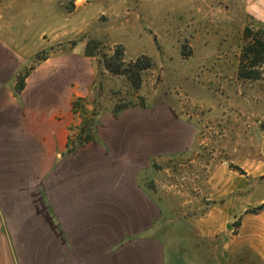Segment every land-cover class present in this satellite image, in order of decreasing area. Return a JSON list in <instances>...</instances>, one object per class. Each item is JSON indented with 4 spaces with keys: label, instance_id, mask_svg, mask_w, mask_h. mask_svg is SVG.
Instances as JSON below:
<instances>
[{
    "label": "crops",
    "instance_id": "0c3cea01",
    "mask_svg": "<svg viewBox=\"0 0 264 264\" xmlns=\"http://www.w3.org/2000/svg\"><path fill=\"white\" fill-rule=\"evenodd\" d=\"M29 6L0 0V264H264V172L221 179L200 218L168 212L144 185L196 145L199 124L174 105L103 114L71 150L73 102L96 76L84 49L38 64L15 94L39 51L19 39Z\"/></svg>",
    "mask_w": 264,
    "mask_h": 264
},
{
    "label": "rangeland",
    "instance_id": "374dc122",
    "mask_svg": "<svg viewBox=\"0 0 264 264\" xmlns=\"http://www.w3.org/2000/svg\"><path fill=\"white\" fill-rule=\"evenodd\" d=\"M261 1L29 0L35 19L21 18L19 39L38 53L54 48L51 56L85 51L95 39L103 53L122 48L124 68L140 60L128 81L90 59L95 85L71 138L82 133L85 142L95 112L174 105L199 124L196 145L186 156L155 164L142 180L168 212L200 218L221 179L232 183L235 176L264 172V57L248 52L264 44L256 22L264 24ZM147 60L151 67L143 70Z\"/></svg>",
    "mask_w": 264,
    "mask_h": 264
},
{
    "label": "trees",
    "instance_id": "16d2710c",
    "mask_svg": "<svg viewBox=\"0 0 264 264\" xmlns=\"http://www.w3.org/2000/svg\"><path fill=\"white\" fill-rule=\"evenodd\" d=\"M256 22H257V26L260 27L261 30H264V24L262 22H258V21H256ZM245 32L249 33V29L246 28ZM101 46H102L101 41L95 40V39H90L86 43L84 56L87 58H90V59H96L98 61V63L101 65V68H103L106 72H108L112 75H115V76L123 77L128 81L132 80V76H131V73L133 71L132 69H138L139 68L140 60L133 62L124 68V66H125V64H124V50H122V48H120L117 52H114L112 55H109V54L103 53L101 51ZM50 51H54V48H52ZM50 51L49 50H43L40 53L36 54L32 59L33 67L35 65L40 64V63L46 61L47 59H49L51 57ZM248 52L254 53L255 59H259L261 57H264V44L259 43V46L256 48H255V46L254 47L251 46L250 48H248ZM146 65L147 66L145 68H142L143 70H147L151 67L148 60H147ZM31 70H32V68L23 67L21 69V71L18 73V75L16 76V78H15V81H16L15 94L17 96H19L21 94V92L23 91V89L25 88L26 79L29 77ZM94 85H95V82L93 83V86ZM85 100L86 99L79 98L73 102V113L75 115H77V112L80 109H82V103ZM145 107L146 106H142L139 108H145ZM132 108H137V106H123V107L118 108L116 111H114L112 113L114 115H119L123 111H125L127 109H132ZM101 115L102 114H100V112L93 113L95 120L90 124L89 131L87 132V136L84 139L85 142L83 143L81 140V137H82L81 136L82 133H81L78 137L71 139V141L69 143L71 150H75L78 147L84 146L85 144L94 140V138L96 136L99 118L101 117ZM87 125L88 124L85 123V125L83 126V129ZM263 210H264V205L255 209V212H259V211H263Z\"/></svg>",
    "mask_w": 264,
    "mask_h": 264
}]
</instances>
